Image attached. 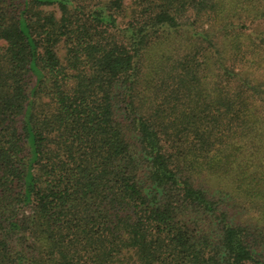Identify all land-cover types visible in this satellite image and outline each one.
<instances>
[{"label":"trees","instance_id":"trees-1","mask_svg":"<svg viewBox=\"0 0 264 264\" xmlns=\"http://www.w3.org/2000/svg\"><path fill=\"white\" fill-rule=\"evenodd\" d=\"M0 264H264V0H0Z\"/></svg>","mask_w":264,"mask_h":264}]
</instances>
